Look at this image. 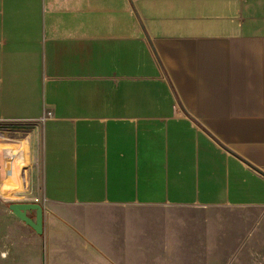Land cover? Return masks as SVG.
<instances>
[{
	"label": "crops",
	"instance_id": "1",
	"mask_svg": "<svg viewBox=\"0 0 264 264\" xmlns=\"http://www.w3.org/2000/svg\"><path fill=\"white\" fill-rule=\"evenodd\" d=\"M0 124L51 264L264 257V0H0Z\"/></svg>",
	"mask_w": 264,
	"mask_h": 264
},
{
	"label": "rangeland",
	"instance_id": "2",
	"mask_svg": "<svg viewBox=\"0 0 264 264\" xmlns=\"http://www.w3.org/2000/svg\"><path fill=\"white\" fill-rule=\"evenodd\" d=\"M0 133L9 139L8 135L14 133V128L10 125L7 126V124H0ZM3 148L7 149L6 146ZM11 202L12 201H4L0 198V264H34L35 262L37 264H51L49 256L46 254L44 234L39 236L42 242V251L40 254H37V256L34 257L30 255L27 256L26 254H23L24 252H21L20 245H22L23 248H25L26 245L27 253L31 254L30 248L33 247V243H36L34 239L35 235H33L35 232L21 222L9 210ZM32 214L35 216V212ZM226 222L227 220H222V223ZM194 236L195 235L193 234H189L188 236L184 235L181 237L186 241H192H188L189 248H191V246L197 245ZM227 236L225 227L220 226L217 231H214L212 242L213 251L210 257L204 254L203 258H199L197 255H194V252L192 251L193 249H182L180 250V253L184 255L179 264H243L242 260L245 261V264H264V257H260L259 248L255 249L254 255L250 258L245 257L240 258L241 261L238 260L239 258L233 256V247L228 246Z\"/></svg>",
	"mask_w": 264,
	"mask_h": 264
},
{
	"label": "water",
	"instance_id": "3",
	"mask_svg": "<svg viewBox=\"0 0 264 264\" xmlns=\"http://www.w3.org/2000/svg\"><path fill=\"white\" fill-rule=\"evenodd\" d=\"M9 210L38 236L44 234V209L39 204H11ZM35 212V220L28 213Z\"/></svg>",
	"mask_w": 264,
	"mask_h": 264
}]
</instances>
